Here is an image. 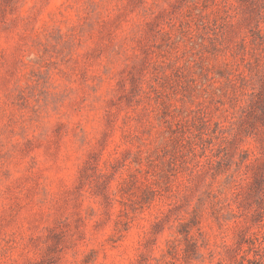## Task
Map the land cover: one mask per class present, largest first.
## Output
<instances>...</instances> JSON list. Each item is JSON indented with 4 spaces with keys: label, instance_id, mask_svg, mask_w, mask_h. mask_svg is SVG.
Segmentation results:
<instances>
[{
    "label": "rangeland",
    "instance_id": "rangeland-1",
    "mask_svg": "<svg viewBox=\"0 0 264 264\" xmlns=\"http://www.w3.org/2000/svg\"><path fill=\"white\" fill-rule=\"evenodd\" d=\"M142 2L39 0L33 27L0 45V231L20 232L22 238L32 240L35 230L43 226L45 238L57 247L69 232L78 233L80 247L87 248L80 264L97 259L102 243L120 244L130 252L147 246L164 264H183L196 250V241H189L188 233L205 216L214 226L218 220H227L225 208L213 211L212 201L219 204L218 198L225 189L231 190L235 178L222 186L196 187L205 172L222 175L221 170L231 167L224 164L226 145L215 142L219 120L206 119L202 126L196 120L197 126L188 130L177 121L142 158L133 156V169L125 170L123 179L116 178L114 165L106 161L98 143L89 140L92 129L82 108L83 93L85 88L91 92L98 80L104 81L101 91L118 90L126 83L129 95L116 99L127 107L135 101L139 107L136 96L147 73L146 99L171 108L173 99L177 104L194 102L201 91L208 92L213 84L220 87L232 78L230 61L236 49L217 0H162L167 7L151 13L141 10ZM239 3L250 14L254 11L252 0ZM218 95L213 90L211 100ZM206 107L219 111L223 105L210 102ZM257 113L264 114V89L250 97L246 122L255 120ZM196 132L199 140L191 134ZM105 145L111 147L107 139ZM250 171L246 177L250 184L239 182L230 197L236 212L264 191V161H257ZM86 172L96 179L82 182ZM141 172L154 177L151 186L138 187ZM109 175L112 180L107 179ZM165 181L169 191L179 182L199 193L195 203L171 205L177 211L169 218L170 226L184 241L183 248L176 240L166 243L170 234L165 228L154 236L163 214ZM157 185L160 195L155 191ZM134 189L143 198L139 226L133 221L123 240L113 238L121 204ZM105 200L112 205L110 222L97 230L98 221L88 208ZM236 212L232 217L236 218ZM261 221L264 214L249 216L248 227L235 232L227 251L229 264H264V235L257 227H264Z\"/></svg>",
    "mask_w": 264,
    "mask_h": 264
},
{
    "label": "clouds",
    "instance_id": "clouds-1",
    "mask_svg": "<svg viewBox=\"0 0 264 264\" xmlns=\"http://www.w3.org/2000/svg\"><path fill=\"white\" fill-rule=\"evenodd\" d=\"M252 6L254 11L250 14L241 7L239 0H223L222 4L217 0L216 7L223 9L222 14L226 17L228 30L231 32L232 46L236 49L230 61L233 73L232 78H226L220 87L213 84V88L208 92L201 91L198 100L193 98L194 102L181 101V104H177L173 99L169 101L171 108L167 105L151 103L146 99L149 90L144 87L145 84H150L147 73L144 74L141 83L142 91L136 96V100L140 101L139 107L136 106L135 101L131 107H127L116 99L117 96L129 95L126 83L118 90L101 91V84L104 81L98 80L91 92L85 88L83 93L85 99L82 108L88 114V123L92 129L89 140L93 144L98 143V147L104 150L106 161L114 165L112 171L116 173L117 179H123L122 173L125 170L133 169L131 164L133 156L142 158V154L150 151L158 138L171 132L177 121H180L185 130L196 127L194 123L196 120H199L201 126L206 119L220 121V128L215 131V142L226 145L224 164L231 167L226 171L221 170L222 175L205 172L198 177L199 183L196 187L203 190L201 184L222 186L228 184V180L235 178L236 183L230 186L231 190L225 189L224 196L218 198L220 203L212 201V210L223 206L228 218L218 220L214 226L205 216L204 222L188 233L189 241H196V250L186 256L183 264H229L227 251L232 245L235 232L248 227L249 216L264 214V191L249 201V205L246 208L242 207L239 212H236L230 198L232 193L238 190L239 182L249 183L246 177L251 172V167L257 161H264V114L257 113V118L251 123H247L245 119L250 110V97L264 89V0H252ZM38 7L39 0H9L7 4L0 0V13H2L0 14V45H4L9 37L31 29L38 19L36 12ZM159 7H167V5L162 4V0H143L140 5L145 13H151ZM249 41L252 43L250 44ZM0 75H3V69H0ZM108 75L111 73L109 72ZM213 90L219 93L216 100H211ZM217 101L223 105L219 111H212L206 107L210 102L218 107ZM162 111H167L168 115H162ZM59 114L58 112L57 115ZM211 133V129L206 131L210 138ZM191 134L199 140L198 132ZM105 139L111 145L110 148L105 145ZM125 149L132 155H127ZM122 154L125 155L124 159H121ZM121 164L125 167H121ZM140 177L141 182L138 187L151 186L153 176L144 177L141 172ZM93 179L96 177L87 172L81 177L82 182ZM107 179L112 180L113 177L109 175ZM160 188L161 186L157 185L155 189L157 195H160ZM164 192L166 197L161 200L163 214L160 216L158 227L154 229V236L161 228H165L170 234L166 243L171 244L176 240L183 248L184 241L175 236L174 226H170L169 218L177 211L171 205L176 201L187 204L191 200L195 203V196L199 193L196 188L186 187L179 182L176 188L169 191L166 181ZM145 196L149 200L152 198L151 193H145ZM142 200L136 189L128 194L119 209L113 238L120 236L123 240L133 221L139 226L138 213L141 211ZM229 205L232 206L227 207ZM111 207V203L107 200L99 206H89V215L98 221L97 230L103 229L110 222ZM232 212H236V218L232 217ZM261 223L264 224V221ZM257 227L260 234L264 235V227ZM77 235L78 233L69 232L57 247L55 242L45 238L43 226L35 230L32 240L22 238L20 232L11 235L7 230H2L0 231V264H37V262L38 264H70V261L72 264H80L83 255L87 253V248L80 247ZM97 252L99 257L91 264H164L162 258L154 257L147 246L138 247L134 252H130L120 244L113 247L102 243L97 248ZM62 256L63 260H61Z\"/></svg>",
    "mask_w": 264,
    "mask_h": 264
}]
</instances>
